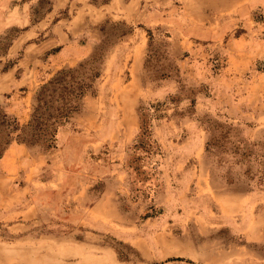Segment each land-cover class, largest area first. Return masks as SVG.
<instances>
[{"label": "rangeland", "instance_id": "rangeland-1", "mask_svg": "<svg viewBox=\"0 0 264 264\" xmlns=\"http://www.w3.org/2000/svg\"><path fill=\"white\" fill-rule=\"evenodd\" d=\"M98 45L83 138L0 168V264H264V0H0V107Z\"/></svg>", "mask_w": 264, "mask_h": 264}, {"label": "trees", "instance_id": "trees-1", "mask_svg": "<svg viewBox=\"0 0 264 264\" xmlns=\"http://www.w3.org/2000/svg\"><path fill=\"white\" fill-rule=\"evenodd\" d=\"M101 46H96L77 66L58 70L38 87L26 124L21 125L0 107V146L3 144L0 156L11 140L47 150L55 146L59 127L78 110L81 100L100 75L104 58ZM146 117L147 113L142 112L139 132L142 139L136 148H143L151 137ZM148 146L146 150L150 149Z\"/></svg>", "mask_w": 264, "mask_h": 264}, {"label": "crops", "instance_id": "crops-1", "mask_svg": "<svg viewBox=\"0 0 264 264\" xmlns=\"http://www.w3.org/2000/svg\"><path fill=\"white\" fill-rule=\"evenodd\" d=\"M64 48H66V46L62 47L61 49L64 50ZM78 50L79 52L82 53V51L86 50V45L79 46ZM77 138L82 139L83 134H79V133H75L71 131H64L63 128H59L57 131V135H56V145H58V147L57 148L53 147V149L61 151L62 153L66 152L68 149L73 147L72 144L73 142H75L74 140ZM34 151L35 150L33 147H29L25 145L24 143H19L16 141L11 142L7 145L2 155L0 156V168L9 174V173L17 172L19 168L21 167V165L23 166V164H25L24 166H26L27 170H31L32 168L36 166V163H35L36 159H34V156H33ZM57 173L58 171H55V176L52 178H49V180L46 183L47 185H50L53 181H56L54 183L57 184V182L61 180L60 178L58 179ZM100 200H101V197H99V199L95 202V204L89 207L88 210L91 212L92 211L96 212L94 208L98 205ZM88 217H90V213H87L85 215V219L88 220Z\"/></svg>", "mask_w": 264, "mask_h": 264}]
</instances>
